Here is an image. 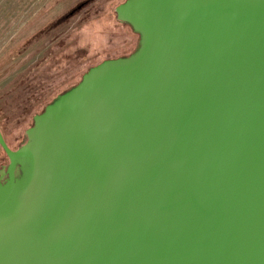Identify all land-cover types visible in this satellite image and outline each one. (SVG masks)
<instances>
[{
	"label": "water",
	"instance_id": "obj_1",
	"mask_svg": "<svg viewBox=\"0 0 264 264\" xmlns=\"http://www.w3.org/2000/svg\"><path fill=\"white\" fill-rule=\"evenodd\" d=\"M139 35L0 170V264H264V0H127Z\"/></svg>",
	"mask_w": 264,
	"mask_h": 264
},
{
	"label": "rangeland",
	"instance_id": "obj_2",
	"mask_svg": "<svg viewBox=\"0 0 264 264\" xmlns=\"http://www.w3.org/2000/svg\"><path fill=\"white\" fill-rule=\"evenodd\" d=\"M122 2L0 0V128L12 150L90 69L135 53L139 35L116 17ZM8 164L0 147V170Z\"/></svg>",
	"mask_w": 264,
	"mask_h": 264
},
{
	"label": "trees",
	"instance_id": "obj_3",
	"mask_svg": "<svg viewBox=\"0 0 264 264\" xmlns=\"http://www.w3.org/2000/svg\"><path fill=\"white\" fill-rule=\"evenodd\" d=\"M126 1H127V0H123V2H122L121 4L125 3ZM121 4H120V5H121ZM120 5H119V6H120ZM119 22H120V21H119ZM120 23H121V22H120ZM122 24H124V23H122ZM125 25H127V24H125ZM81 80H82V79H81ZM75 86H76V85H75ZM75 86H74V87H75ZM72 88H73V87H72ZM72 88H70V89H72ZM70 89H69V90H70ZM67 91H68V90H67ZM58 96H59V95H58ZM58 96H57V97H58ZM57 97H56V98H57ZM54 99H55V98H54ZM52 102H53V101H52ZM52 102H51V103H52ZM51 103H50V104H51ZM48 105H49V104H48ZM45 108H46V107H45ZM44 110H45V109H44ZM44 110H43V111H44ZM41 113H42V112H41ZM1 131H2V130H1Z\"/></svg>",
	"mask_w": 264,
	"mask_h": 264
}]
</instances>
